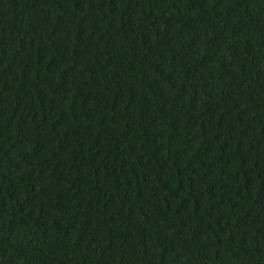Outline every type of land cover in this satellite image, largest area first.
<instances>
[{
	"label": "trees",
	"instance_id": "1",
	"mask_svg": "<svg viewBox=\"0 0 264 264\" xmlns=\"http://www.w3.org/2000/svg\"><path fill=\"white\" fill-rule=\"evenodd\" d=\"M0 264H264V0H0Z\"/></svg>",
	"mask_w": 264,
	"mask_h": 264
}]
</instances>
